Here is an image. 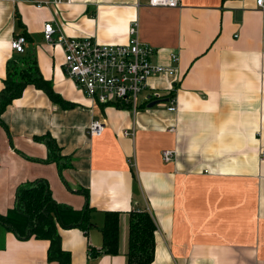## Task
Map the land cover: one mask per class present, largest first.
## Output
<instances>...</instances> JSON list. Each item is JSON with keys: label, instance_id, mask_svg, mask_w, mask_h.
<instances>
[{"label": "crops", "instance_id": "obj_1", "mask_svg": "<svg viewBox=\"0 0 264 264\" xmlns=\"http://www.w3.org/2000/svg\"><path fill=\"white\" fill-rule=\"evenodd\" d=\"M135 20L141 40L156 49L153 60L176 69L149 87L164 99L173 93L177 112L168 101L137 112L94 103L67 76L63 48L44 38L52 22L68 36L127 43ZM18 34L27 38L25 53L12 49ZM32 59L74 105L64 108L29 84L4 111L1 214L14 207L20 185L44 179L58 203L92 209L87 230L59 224L71 264H128L132 211L156 223L151 264H264V11L256 0H181L174 8L149 0H0V91L8 70ZM94 120L104 122L100 136L88 134ZM47 136L60 148L62 171L49 161ZM164 149L176 151L173 161L163 160ZM107 211L120 213L119 251L90 256V247L103 245ZM49 246L0 226V264H58Z\"/></svg>", "mask_w": 264, "mask_h": 264}, {"label": "trees", "instance_id": "obj_2", "mask_svg": "<svg viewBox=\"0 0 264 264\" xmlns=\"http://www.w3.org/2000/svg\"><path fill=\"white\" fill-rule=\"evenodd\" d=\"M18 21L20 19L17 15ZM33 84L44 90L50 99L64 108L74 104L58 94L51 82L45 80L32 60H24L22 66L14 64L8 70L4 88L0 91V123L2 114L14 99L22 96L26 86ZM50 149V162H56L62 171L66 166L60 154V148L52 137L43 138ZM92 209L74 210L58 203L52 194L48 181L35 180L20 185L16 193L15 205L6 214L0 213V226L15 233L21 239L39 238L50 241L48 258L58 264H71V253L62 248L59 232L61 226L76 225L87 230L90 227ZM79 217L76 219V216ZM120 213L105 212V223L101 227L103 245L90 247V256L100 254L116 255L119 251ZM157 229L151 214L147 211H132L129 223L128 264H151L155 253V231Z\"/></svg>", "mask_w": 264, "mask_h": 264}, {"label": "built area", "instance_id": "obj_3", "mask_svg": "<svg viewBox=\"0 0 264 264\" xmlns=\"http://www.w3.org/2000/svg\"><path fill=\"white\" fill-rule=\"evenodd\" d=\"M62 1L64 0H53L54 3ZM48 3L50 2H45ZM256 3L264 11V0H256ZM149 5L174 8L181 5V0H149ZM44 38L52 45L63 48L67 76L96 104L137 112L150 102L165 97L160 90L149 87L150 79L162 74L174 75L176 72L174 67L153 60L156 49L141 40L137 20L130 25L127 43L102 42L93 36H68L52 22L45 24ZM26 43V36L18 34L12 39L11 46L15 52L25 53ZM172 58L174 61L179 60L175 53ZM167 99L168 110L177 112L176 96L171 93ZM176 129L175 125L169 128L171 132ZM103 131L102 120L92 121L88 128L91 136H100ZM124 134L131 135L127 131ZM176 154L174 149H164L162 158L165 162H170L175 159Z\"/></svg>", "mask_w": 264, "mask_h": 264}, {"label": "water", "instance_id": "obj_4", "mask_svg": "<svg viewBox=\"0 0 264 264\" xmlns=\"http://www.w3.org/2000/svg\"><path fill=\"white\" fill-rule=\"evenodd\" d=\"M166 101H168L167 98H166V99H156V100L150 102V103L148 104V107H154L155 105L160 104V103H162V102H166Z\"/></svg>", "mask_w": 264, "mask_h": 264}, {"label": "rangeland", "instance_id": "obj_5", "mask_svg": "<svg viewBox=\"0 0 264 264\" xmlns=\"http://www.w3.org/2000/svg\"><path fill=\"white\" fill-rule=\"evenodd\" d=\"M18 63V66H22V62L20 61V62H17ZM141 97H142V95H141ZM140 100H141V98H140ZM164 105H166V103H160V104H158V106H164Z\"/></svg>", "mask_w": 264, "mask_h": 264}]
</instances>
